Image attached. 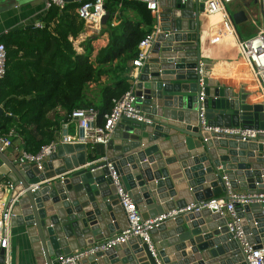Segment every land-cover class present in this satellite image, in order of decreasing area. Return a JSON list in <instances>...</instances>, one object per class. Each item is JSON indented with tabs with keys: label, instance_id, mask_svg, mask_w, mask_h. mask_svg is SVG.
<instances>
[{
	"label": "water",
	"instance_id": "water-1",
	"mask_svg": "<svg viewBox=\"0 0 264 264\" xmlns=\"http://www.w3.org/2000/svg\"><path fill=\"white\" fill-rule=\"evenodd\" d=\"M5 1L18 2L0 3ZM205 1L158 0L157 31L149 58L133 81L141 120L123 118L111 140L95 146L89 162L83 143L58 145L41 169L33 164L17 166L0 152V181L5 177L13 184L7 204L18 197L10 226L23 228L28 242L24 263L58 264L62 255L93 252L76 264H178L174 258H182L179 264H240L237 245L230 241L226 221L215 207L168 215L226 193L227 185L243 189L250 199L249 204L235 207L248 243L261 248L264 133L241 141L214 129L264 130V104L244 107L242 99L215 98L206 77L210 62L201 48ZM230 14L235 29L247 21L243 9ZM108 18L106 12L101 29ZM200 61L204 63L203 90L197 73ZM202 106L210 131L200 126ZM3 114L0 106V117ZM78 133L82 138L83 130ZM98 156L105 159L98 161ZM109 167L143 220L166 216L150 231L154 255L138 238L98 249L127 226ZM5 254L0 250V264H12L11 259L6 262Z\"/></svg>",
	"mask_w": 264,
	"mask_h": 264
},
{
	"label": "trees",
	"instance_id": "trees-1",
	"mask_svg": "<svg viewBox=\"0 0 264 264\" xmlns=\"http://www.w3.org/2000/svg\"><path fill=\"white\" fill-rule=\"evenodd\" d=\"M79 5L67 3L61 10L53 7L39 20L41 28L33 25L0 39L7 52L6 73L0 83V106L4 111L0 135L14 130L28 153H38L55 139L60 128L59 110L66 122L73 110L93 107L100 113L98 124L103 123L112 100L131 88L122 75L156 21V15L142 2L106 0L109 18L106 28L100 31L108 34V43L93 61V39L81 43L83 53L73 48V41L85 26L76 14ZM127 10L132 17L122 16ZM116 18L119 23L113 25ZM103 76L108 82L101 83ZM92 84L94 89H90ZM94 154L91 152L89 158L93 159Z\"/></svg>",
	"mask_w": 264,
	"mask_h": 264
},
{
	"label": "built area",
	"instance_id": "built-area-1",
	"mask_svg": "<svg viewBox=\"0 0 264 264\" xmlns=\"http://www.w3.org/2000/svg\"><path fill=\"white\" fill-rule=\"evenodd\" d=\"M46 10L53 7L59 10L63 9L67 4L65 0H43ZM106 0H81L79 7L76 9L77 16L84 21L86 25H90L94 29H101V20L105 15ZM138 1L145 4L146 8L156 15L158 10V0H129ZM238 0H206L203 6V14L205 16L221 15V26L225 31L232 33L237 41V47L244 63L248 67L252 78L257 83V86L264 97V0H258L259 10L255 16L247 17V21L251 23L254 34L247 37H243L237 29L231 19V14L227 10V6L235 3ZM185 0H182L184 3ZM36 28H41V24L36 22L34 24ZM157 31V26L154 24L150 32L140 41L138 45V53L136 58L131 61L132 67L138 69V71L148 61L150 49L152 47L154 37ZM223 31L220 29V33L214 36L211 42L218 41L222 36ZM7 52L5 45L0 42V83L6 73ZM204 63L200 61L198 68V75L200 78V87L202 86ZM200 101L203 102V92H201ZM137 97L134 94L133 85L125 92L121 97L112 100V107L110 111L103 115V123L98 124V118L100 113L93 107L80 108L73 110L68 116V120L63 126L65 131L64 135L56 140L54 139L48 145L43 146L36 154L28 153L24 149L18 151L13 157L12 162L17 166L31 165L41 169V163L55 153L58 145L62 144H77L83 143L86 148V153H91L97 144L106 145L112 138L113 133L119 122L123 118L141 120L139 117V109L136 104ZM204 107L202 106L199 113L200 126L205 131H210L206 127L204 119ZM74 125L76 129L83 130L82 138L77 136L73 137L66 134L68 126ZM219 133H224L230 136H237L241 141H249L256 138L258 133H264V130L255 129H243L230 128V129H214ZM17 137L14 130H10L5 135H0V152L12 148L14 146L13 139ZM17 150V149H16ZM100 158L98 161L104 160ZM91 163L86 164L84 167H88ZM110 176L113 181V185L116 188L118 196V204L122 206L124 214L127 220V226L120 234L114 238L109 239L106 244L99 247L100 250H107L114 246L125 244L131 239L138 238L143 244H146L150 252L154 255V247L151 242L150 231L158 226L159 221L166 216H161L152 220H143L139 211L137 210L131 196L128 192H123L116 175L109 167ZM8 191L13 190V184L6 182L3 186ZM39 185H35L33 189H37ZM226 198L213 197L209 200L198 202L197 204H190L183 209L175 210L169 213L171 217L176 216L179 213L187 212H201L203 209H210L215 207V213L222 219H225V227L227 233L231 236L230 241H234L237 245V251L242 257L240 264H264V243L261 248H254L247 241L246 234L244 232V224L242 217L236 211V203L249 204L250 199L243 193H236L228 185L226 186ZM18 200V197L11 199L8 204L2 203L0 206V250H5V259L8 262L9 255L8 249L10 247V221L13 217V208ZM96 249V250H98ZM93 252L87 254H77L72 252L70 255H62L58 257V264H76L80 259L88 257Z\"/></svg>",
	"mask_w": 264,
	"mask_h": 264
},
{
	"label": "crops",
	"instance_id": "crops-1",
	"mask_svg": "<svg viewBox=\"0 0 264 264\" xmlns=\"http://www.w3.org/2000/svg\"><path fill=\"white\" fill-rule=\"evenodd\" d=\"M254 1H257L254 3ZM235 3L243 6L248 18L255 16L259 10L258 0H238ZM251 4H254L255 7H251ZM43 0H18L14 1H5L0 3V39L8 38L9 35L13 34L15 31L23 30L25 28L32 27L36 22L44 16L46 13ZM122 16L126 15L129 17L133 16V13L130 10L121 13ZM120 15V14H119ZM118 15V17H119ZM213 16V15H210ZM209 17V16H208ZM221 15H214L212 25L209 22L207 16L204 17L202 23V55L204 58L209 60L208 70H206V77L215 91V98L222 100V95L226 96L230 100H240L242 99V105L244 107H259L264 104V97L260 92L257 83L252 78L250 71L244 61L240 62L239 57L240 53L237 47V41L235 36L230 32H225V29L221 26ZM119 19H115L113 25H117ZM157 26L155 21L154 23ZM154 26V25H153ZM220 29L223 31L221 38L216 42H211L213 37L220 33ZM101 29H94L90 25L84 26V30L80 33L78 38L73 41V48L76 53H83V43L86 39H93L92 47L93 52L91 55L92 60L94 61L98 51L104 48L108 43V34L102 33ZM249 30H251L249 26ZM247 27H244L243 32H239L243 37L249 36ZM228 33V35L224 34ZM251 35V34H250ZM70 41L72 39L70 38ZM242 59V57H240ZM115 64V62H114ZM113 64V65H114ZM138 73V69L132 67L131 63H127V70L122 75L128 83L133 85ZM109 79V78H108ZM108 82L107 77L103 76L101 78V83ZM95 85H90V89H94ZM221 93V95H220ZM59 110V109H57ZM60 116V128L55 134V139H60L65 131L63 126L66 122L62 121L63 111H58ZM50 117L53 116V113L49 114ZM1 119V117H0ZM66 134L70 136L79 137L78 129L74 125L68 126ZM14 146L3 153L10 159L23 149L22 141L20 138L13 139ZM17 149V150H16ZM190 151L188 153H192ZM76 155V154H74ZM103 156H98L97 158H102ZM90 161V158L87 159ZM6 182L12 183L9 179L5 178L0 181V206L2 203L7 204L8 200V190L3 187ZM185 186V182L182 183ZM236 193L243 194L245 191L243 189L233 190ZM226 193H221L218 197H225ZM213 198V197H212ZM1 208V207H0ZM171 213V212H170ZM23 228L21 227H11L10 228V247L8 249L9 259L12 260V264H26L24 263V255L26 253L28 242L24 233H22ZM203 235V234H201ZM264 241V239H262ZM182 253V252H178ZM182 258H174V263H180ZM208 262L206 261L205 264Z\"/></svg>",
	"mask_w": 264,
	"mask_h": 264
},
{
	"label": "rangeland",
	"instance_id": "rangeland-1",
	"mask_svg": "<svg viewBox=\"0 0 264 264\" xmlns=\"http://www.w3.org/2000/svg\"><path fill=\"white\" fill-rule=\"evenodd\" d=\"M242 1H244V0H242ZM251 7H255V5L251 4ZM242 8H243V6L239 5L238 3H232V4L227 6V10L230 13H234V12H236L238 10H241ZM249 26L252 27L251 23H249V21H246L245 23L238 25L237 26V30L239 32H243L242 30L244 29V27H247L248 30H249ZM252 28H251V30H252ZM248 34L252 35V34H254V31L253 30L252 31L249 30Z\"/></svg>",
	"mask_w": 264,
	"mask_h": 264
},
{
	"label": "bare ground",
	"instance_id": "bare-ground-1",
	"mask_svg": "<svg viewBox=\"0 0 264 264\" xmlns=\"http://www.w3.org/2000/svg\"><path fill=\"white\" fill-rule=\"evenodd\" d=\"M207 18H208L209 22H211L210 25H212V21H213L214 15L213 16H209V17L207 16ZM224 34L228 35V33H224Z\"/></svg>",
	"mask_w": 264,
	"mask_h": 264
}]
</instances>
